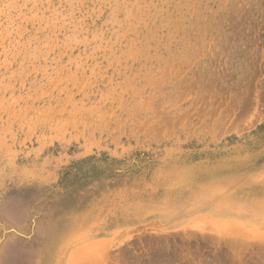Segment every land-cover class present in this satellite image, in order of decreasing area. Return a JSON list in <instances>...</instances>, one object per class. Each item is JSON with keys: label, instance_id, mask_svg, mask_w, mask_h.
Instances as JSON below:
<instances>
[{"label": "rangeland", "instance_id": "rangeland-1", "mask_svg": "<svg viewBox=\"0 0 264 264\" xmlns=\"http://www.w3.org/2000/svg\"><path fill=\"white\" fill-rule=\"evenodd\" d=\"M0 264H264V0H0Z\"/></svg>", "mask_w": 264, "mask_h": 264}]
</instances>
